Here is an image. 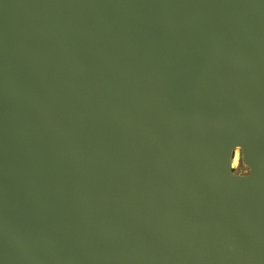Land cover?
Instances as JSON below:
<instances>
[{
	"label": "water",
	"instance_id": "obj_1",
	"mask_svg": "<svg viewBox=\"0 0 264 264\" xmlns=\"http://www.w3.org/2000/svg\"><path fill=\"white\" fill-rule=\"evenodd\" d=\"M0 264H264V0H0Z\"/></svg>",
	"mask_w": 264,
	"mask_h": 264
},
{
	"label": "clouds",
	"instance_id": "obj_2",
	"mask_svg": "<svg viewBox=\"0 0 264 264\" xmlns=\"http://www.w3.org/2000/svg\"><path fill=\"white\" fill-rule=\"evenodd\" d=\"M228 170L232 177L247 178L252 173V168L246 162V152L242 144L237 143L232 147L228 157Z\"/></svg>",
	"mask_w": 264,
	"mask_h": 264
}]
</instances>
